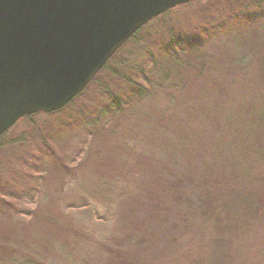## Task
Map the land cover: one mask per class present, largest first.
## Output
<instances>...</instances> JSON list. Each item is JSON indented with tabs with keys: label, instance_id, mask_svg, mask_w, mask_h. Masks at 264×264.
I'll return each mask as SVG.
<instances>
[{
	"label": "rangeland",
	"instance_id": "obj_1",
	"mask_svg": "<svg viewBox=\"0 0 264 264\" xmlns=\"http://www.w3.org/2000/svg\"><path fill=\"white\" fill-rule=\"evenodd\" d=\"M171 38L200 46L177 76L155 63ZM113 70L149 93L103 117L102 86L121 95ZM98 78L0 138V264H264L263 0L171 9ZM82 106L96 118L56 143Z\"/></svg>",
	"mask_w": 264,
	"mask_h": 264
},
{
	"label": "water",
	"instance_id": "obj_2",
	"mask_svg": "<svg viewBox=\"0 0 264 264\" xmlns=\"http://www.w3.org/2000/svg\"><path fill=\"white\" fill-rule=\"evenodd\" d=\"M192 0H0V137L85 91L146 24Z\"/></svg>",
	"mask_w": 264,
	"mask_h": 264
},
{
	"label": "trees",
	"instance_id": "obj_3",
	"mask_svg": "<svg viewBox=\"0 0 264 264\" xmlns=\"http://www.w3.org/2000/svg\"><path fill=\"white\" fill-rule=\"evenodd\" d=\"M263 2H264V0H263ZM181 7H183V5L177 6L176 8H181ZM243 7L240 8V15H241L240 17L241 18H239L238 20L235 21V27L243 26L242 25L244 23L243 22V14L244 13L246 15L248 14V12H247L248 9L246 10ZM157 18H155V19H157ZM145 26H147V24ZM144 27H142V28H144ZM252 28L253 27H249V26L246 27V29H250V30H252ZM140 30H138L137 33ZM166 46H165L166 52L162 56L163 58H159L157 61H155V63L156 62H160L162 64L166 60L167 61L166 64H168V68L169 69H173L174 70L173 73L176 76L178 75V73L175 74V72L177 71L178 67H180V69H182L181 65L179 63H177V61L179 59H180V61L184 60L185 63H183V64H186L188 59L197 60V58H194L193 55L189 54L190 56H187V52H189L191 50L193 51V50H196V49L200 48V46H197V41L195 39L190 41V42H187V40L183 39V38H179L177 40L171 38V40L168 41ZM107 64L104 66V68L99 72V74L94 78V80L90 84H92L94 81H99L100 80L98 77H99V75H101V72L105 70V67H107ZM188 64L190 65V63H188ZM156 65H157V67H163V66L159 65L158 63ZM114 70H116V69H114ZM114 70H113L112 74H113L114 77H116L119 80L120 87H118L117 90L119 91V94H121V95L120 96H116L115 98H112L111 90L108 89L107 86H102L103 94L105 96H107V99H110V101H111V104L109 106L105 107V111L104 112L102 111V113H100V115L103 116V117H106L105 112L107 113V111L109 113L114 114V115H118V114H120L123 111H124V113H127V112L129 113V111L131 110V107L136 102H138L139 99L141 101L142 98L147 93H149L147 88H144L143 86L138 85L137 83H135L134 79L130 78L129 75H121L118 71L114 72ZM184 73H185V71H184ZM150 74L151 73L148 74L149 76H146V78L149 79V80H151L150 79L151 78ZM149 86H151L150 82H148V84H147V87H149ZM83 94H84V92L81 93L79 96H77L65 108H63V109H61V110H59L57 112H54V113H52L50 115L56 114L58 112H61V111L65 110V109H67L69 107H73V104H74L75 100L79 99V97L83 96ZM85 108L86 107L82 106L80 108L79 112L73 110L74 114H72V115H74V118H71L72 115L66 116L65 121H64V126L61 125L60 130L55 135L56 137L53 138L56 143L61 142V139L63 141V138L65 137L63 135H66V132H67L68 128L71 129V127H72L71 125H73V123H75V121H77L79 123H83V121H81L82 120L81 117L85 120L86 117H88L90 114H93L94 118H96L95 115H94L95 114V111L93 110L94 108H91V111H87ZM32 116H34V115H32ZM32 116H28V117H25V118H22V119H31ZM86 124H88V123L86 122ZM262 125H264V121L261 120V121H259L258 127H261ZM45 141H46V139H45ZM49 151H50V149L47 146H45L44 154H49Z\"/></svg>",
	"mask_w": 264,
	"mask_h": 264
}]
</instances>
